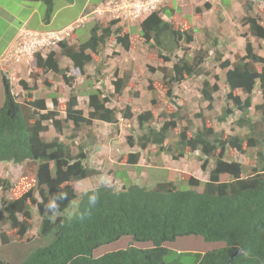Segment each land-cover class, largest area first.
I'll return each instance as SVG.
<instances>
[{"label": "trees", "instance_id": "obj_1", "mask_svg": "<svg viewBox=\"0 0 264 264\" xmlns=\"http://www.w3.org/2000/svg\"><path fill=\"white\" fill-rule=\"evenodd\" d=\"M21 1L44 3V22L49 23L55 0ZM252 1L264 4V0ZM209 8L208 3L203 5V9ZM242 8L241 23L248 26L249 35L263 39L264 28L252 16L251 2ZM165 11H153L141 21L137 41L156 50L158 59L171 63V67L148 66L147 70L153 74L161 72L162 88L168 99H174V91L189 78L204 76L199 93L206 103L205 109L212 111L219 85L211 83L208 73L203 71L210 55L198 47L188 59L189 47L195 41V29L187 19L183 30L174 29L162 18ZM195 12L199 13L201 9L195 8ZM116 24L117 21L107 22L105 26L95 24L87 41L78 42L77 46L68 41L60 43L59 52H50L45 58L35 55L31 66L36 72L59 75L65 86L71 88L77 76H86L85 66L93 62L94 56L103 58L110 38H114L125 52L130 50L129 33L121 27L113 29ZM246 36H242L245 39L244 54H235L233 62L223 59L217 51L214 58L218 68L225 72L226 88L223 111L217 122L222 124L238 113L235 125L242 134L215 131L211 119L198 113L196 118L200 125L190 132L187 127L182 128L173 150L165 148V143L169 132L176 128V114L170 113L169 119L156 129L145 125L152 116L148 111L136 116L142 136L136 142L127 137L129 147L136 144L144 151L148 145L155 146L160 154L173 160L187 153L196 154L201 170L208 173L207 180L182 177L192 187L185 191L169 182L158 183L152 189L133 182L120 189L100 185L83 193H77L74 188L76 182L101 174L89 165V144L83 143L73 150L71 143L76 137L75 131L91 128L94 121L116 125L120 120L129 121L135 117L132 99H128L129 104L123 107L111 105L122 101L130 84L129 73L121 77L114 75L111 93H107L101 84L100 89L90 93L86 115L75 94H70L65 102L52 97L51 108L43 98L25 97L22 104L17 103L8 81L3 80L0 164H26V167L15 185L6 177L0 178V189L11 192L10 199L0 200V222L8 224L21 244L36 214L40 218L38 237L47 242L30 250L18 264H166L163 259L168 251L163 245L187 236H200L208 242L225 244L219 250L202 255L196 264H264V58L254 52ZM217 47V41H213L210 53ZM175 51L182 52V56ZM61 58L68 62L65 67L59 65ZM148 83L149 91L157 88L155 82ZM19 85L25 93L31 90L22 80ZM44 85L49 87V83ZM256 91L260 92L263 103L253 107L260 112L259 119L253 121L249 114ZM155 103V100L151 101L152 105ZM69 124L74 133L68 138L71 143H66L60 136ZM51 130V138L43 136ZM227 149L244 159H248L247 152L252 150L255 164L247 169L237 155L228 157ZM211 157L214 166L208 169ZM139 158L138 151L130 152L125 164L136 166ZM199 187L201 190L197 189ZM93 189L98 192L99 199L95 206H90L88 195ZM59 191L66 192L68 199L61 202V214L52 221L45 211V204ZM76 199H79L76 211L83 213V218L74 216L70 220L62 216ZM124 236H130L135 242H150L152 248L129 247L97 258L92 256L96 248ZM8 238L4 231L0 233L2 245L11 242ZM237 250L241 252L230 261ZM0 264L12 263L0 258Z\"/></svg>", "mask_w": 264, "mask_h": 264}, {"label": "rangeland", "instance_id": "obj_2", "mask_svg": "<svg viewBox=\"0 0 264 264\" xmlns=\"http://www.w3.org/2000/svg\"><path fill=\"white\" fill-rule=\"evenodd\" d=\"M99 1L100 0H72L71 2H67L65 0H55L53 3L51 19L49 23H46L44 22V3L23 2L21 0H0V47L6 44V41L13 34L14 29L22 24L23 26L25 25V29L36 31H54L72 27L74 28L73 35L75 39H70L68 42L77 46L78 42L83 43L89 39L90 31L95 24L105 26L108 21L113 20V18H110L107 14L106 18L101 19V22H96V20H94L96 19L95 15H99L100 13L94 15V13L91 12L93 10L91 6H94V4H97ZM182 1L183 0H166L164 3L160 4L159 7L162 9L173 10L174 13H179L176 20L170 21L174 29L186 27L187 23L184 21L183 27L181 26L180 23L182 22H180V19L186 17L189 18L192 13V7H187V9H183L182 11H178L175 8H169L172 3L173 6L175 3L177 4ZM188 1L190 4L192 3L191 0ZM215 1L223 3V6L227 9L230 5V0ZM234 2V8L231 9L227 16H223L219 9L215 11L211 17V20L214 22L212 30L209 28L207 29V27L200 30L195 29V32L198 31L200 34L198 35L194 33V35L196 34V39H194V43L190 45L189 49L191 51L187 56L188 59H191L193 55L191 53L198 49V47L202 48L203 51H207V54L210 55L209 61L203 66V71L204 73H208V78H210L211 83L215 82L219 85V91L214 94V109L212 111H207L205 109L206 103H204L199 93L202 82L205 78L204 76L189 78L174 91L175 98L168 99L165 95V90L162 88L163 81L161 72H156L154 74L150 73L147 70V67L170 68L171 63H163L158 59L156 50L150 49L144 42L140 43V40L137 42L135 37H131L130 42L132 43L131 47H133V50L128 53L122 51L121 48L116 46L117 43L114 38H110L107 41V49L105 50L108 55L113 57L108 60L105 67L102 68L101 63L103 65V58L99 59L94 56V64L87 67L86 77L80 82H75V87L73 89L64 85L62 86L61 82H59L61 78L55 75L60 85L57 87L55 85L56 79L51 78L52 74L50 75L41 70L30 73L29 77L26 78L29 84L22 80V78L16 79L18 85L22 80L27 86L29 85L28 87L31 89L26 93L20 91L21 88L20 90L16 89L14 95L16 94L15 101L17 103L22 104L25 97H30L31 99L46 98L47 106L51 108L52 96L57 97L60 95L62 99H59V102H65L67 96L74 94L73 92L78 96H83L85 88L89 87L86 83L88 84V81L90 82L91 78L96 79L98 72L102 69H105L108 77H112L115 74L123 76L125 73H129L130 84L123 93L122 101L118 104L112 102L111 105L119 107L128 105L129 101L127 97H130L131 93H133L132 97L134 99L131 98L132 103L134 104L133 113L135 114L133 120H120L118 124L113 126L96 124L95 126L92 125L91 128H80L78 131H75V133L73 132V127L69 124L62 132V136H60L61 140L66 143H71L68 138L73 133L76 135L74 142L71 143L74 151L77 150L78 145L83 143L89 144V165L96 170L101 171V174L98 176H93L89 179L76 182L74 188L77 193H83L96 186H100L97 178L101 175L108 177L110 181L109 186H114L116 189L122 188L123 185H126L129 182L145 186L147 189H152L158 183L169 182L175 185L178 190L185 191L192 189V187L189 185L188 181L183 180L182 177L187 179L192 176L202 182L207 180L208 173L201 170V162L197 160L196 154L187 153L184 157L173 160L170 156L160 154L158 148L155 146L148 145L147 149L144 151H140L136 144L134 147H129L127 144V137H131L133 141L136 142L138 137L142 136L136 122V116L139 113L148 111L151 112L152 116L145 125L155 127L156 129H158L164 121L169 119L170 113L174 112L176 114V128L169 132L168 140L165 143V148L171 147L173 150L178 141V133L182 128L187 127L190 132V130L197 128V126L200 125L199 119L196 118L198 113H204L211 119L215 131H225L227 134L243 133V131L235 125V120L239 116L238 113H235L233 117L227 118L222 124L217 122V118L223 111L226 88L224 84L225 72L218 68V64L215 62L214 58L216 51L221 54L223 59H227L231 62L234 61L235 54L243 55L244 48L241 50L236 43L232 42L234 38H240V36L242 37L243 35H247L246 38L250 41L254 52L264 58V38L258 39L250 36L248 26L241 23V19L244 15L242 6L247 2H251L253 8L252 16L256 17L259 24L264 28V4L252 0H234ZM184 6L186 5L184 4ZM163 19L166 20L165 18ZM26 21L27 23H25ZM128 26V22L118 25V27H122L124 32V28H127ZM115 28L116 27H113V29ZM129 31L135 32V29L132 28ZM225 38H227V46ZM213 41H217L218 47L213 49L210 53L209 47L213 45ZM175 52L179 57L182 56V52ZM96 67L97 69H100L98 72L95 70ZM214 76H217V79H214ZM8 77V74H5L4 80L8 81ZM48 80H50L52 84L49 83ZM149 81L155 82V85L157 86L152 92L148 90ZM96 82H99V80ZM44 83H49V87H46ZM90 84L94 85L95 83L93 82ZM51 86H56V88H52ZM97 86L99 88L98 84ZM92 92L93 90L89 89L88 96ZM241 97L244 96L241 95ZM252 98L253 104L249 115L253 121H257L260 117V112L256 111L253 107L263 103V100L259 91H256ZM3 100L4 94L0 95V107ZM152 100L156 101L155 105L151 104ZM82 104H80V106L86 113L87 103L84 105ZM52 134L51 130L48 133H44L43 136L51 138ZM137 151L140 153L138 161L139 166H126L125 158L127 154ZM253 154L252 150H250L246 155L248 159H244L234 151L227 149L226 155L231 158L237 155V157L243 162V165L247 169H250V167L255 164V157ZM213 166L214 158L211 157L209 159L208 169L213 168ZM25 167L26 164H0V178L6 177L12 185H15L18 183ZM225 176L226 175H224V178H226ZM197 189L201 190L200 187ZM10 198V191L6 192L3 189H0V200ZM78 202L79 199L73 201L68 209L62 213V216L68 218L69 213L76 211ZM39 223L40 218L36 214L33 215L30 230L25 235L23 243L20 244L15 232L9 230L8 224L4 221L0 222V233L4 231L7 234V237H9L8 239L12 242H9L7 245H2L0 243V258L12 264H18L30 250L47 243L38 237L37 230ZM163 246L168 251L163 259L166 264H196L202 255L207 252L219 250L225 247V244L223 242H208L200 236H187L179 237L175 241L166 242ZM129 247L150 249L152 248V244L150 242H135L130 236H124L116 241L96 248L93 251L92 256L97 258L104 254Z\"/></svg>", "mask_w": 264, "mask_h": 264}, {"label": "crops", "instance_id": "obj_3", "mask_svg": "<svg viewBox=\"0 0 264 264\" xmlns=\"http://www.w3.org/2000/svg\"><path fill=\"white\" fill-rule=\"evenodd\" d=\"M109 0H100L99 2H97V4H94V6H91L92 7V13H94V15L95 14H99V13H96L97 12V10L99 9V8H102V7H104L105 6V3H107ZM146 1H149V0H146ZM151 1H154V0H151ZM223 1V0H222ZM23 2H25V1H23ZM161 2H162V0H161ZM161 2H159V4H161ZM191 4L189 3V1L188 0H183L182 2H178L177 4L175 3V5H173L172 6V4L169 6V8H175V9H177L178 11H182L183 9H187V7L188 8H190V7H192V13H191V16H189V18L188 17H186V18H181L180 19V22H182V23H180L181 24V26L183 27V21L185 20V19H187V21H188V23L192 26V28H194V29H196V30H200V29H205L206 27H207V29L209 28L210 30H212V26L214 25V22L211 20V17H212V15L215 13V11L217 10V9H219L221 12H222V14H223V16H227L228 14H229V12L231 11V9L232 8H234V5H235V2H234V0H230V5H229V7H228V9L227 8H225L224 6H223V3H221V2H219V1H215V0H191ZM205 3H208L209 5H210V8L209 9H203L202 7H203V5L205 4ZM158 4V5H159ZM184 4L186 5V6H184ZM156 6H158L157 4H155ZM220 6V7H219ZM159 7V6H158ZM195 8H200L201 9V12H199V13H196L195 12ZM223 9V10H222ZM5 12V11H4ZM6 13V12H5ZM105 13V11L104 10H102L101 9V13L99 14V15H95V18L96 19H94V20H96V22H101V19H104V18H106V14H104ZM165 15H163V17L167 20V21H172V20H176L177 18H178V16H179V13H174V11L173 10H170V9H167L166 11H165ZM101 14H103V15H101ZM175 15H177V16H175ZM27 21H29V20H27ZM27 21L25 22V23H27ZM129 26H128V28H125V31L127 32V33H129V37H135L136 39H137V37L139 36V30H140V28H139V22H136V23H130V24H128ZM25 27V25L23 26V24L21 25V26H19V27H17V28H15L14 29V32H13V34L10 36V38L6 41V44L5 45H3V46H1L0 48V62H1V60H2V57H4L5 56V53H6V51L8 50V48H9V46L15 41V39H16V37H17V34H18V31L19 30H21V29H25L24 28ZM132 29V28H134L135 29V32H130L129 30L130 29ZM185 28V27H184ZM184 28H181L180 27V30H183ZM45 31V30H44ZM44 31H39V32H44ZM196 34H200L198 31L197 32H195ZM196 34L194 35V39H196ZM131 39V38H130ZM225 40H226V46H227V38H225ZM138 42V41H137ZM232 42L233 43H236L237 44V46L239 47V48H241V50L245 47V39L243 38V37H241L240 36V38H234L233 40H232ZM140 43H142V41H140ZM117 47H119V48H121L119 45H116ZM107 49V48H106ZM122 49V48H121ZM131 50H133V47H131L130 48V50L128 51V52H130ZM244 50V49H243ZM122 51H124L123 49H122ZM125 52V51H124ZM127 52V53H128ZM103 60H104V63H103V65H102V68H104L105 67V65H106V63H107V61L108 60H110L113 56H111V55H108L107 53H106V50L104 51V53H103ZM94 61V60H93ZM67 61H66V59H64V58H61L60 59V62H59V65H60V67H65L66 65H67ZM91 64H94L93 62L92 63H90V64H87L86 66H85V73H86V69H87V67L89 66V65H91ZM97 68V67H96ZM4 71H6V72H8L7 74H8V84H9V86L11 87V93L14 95V93H15V91H16V89H18V90H20V86L18 85V83H17V80L16 79H20V78H22V80H24V81H26L27 82V84H29L28 83V81H27V79L26 78H28L29 77V72L27 71V69L25 68V67H23V66H18V65H14V64H9L8 66H6V67H4V66H2L1 64H0V95H3L4 94V85H3V80L5 79L4 78V76H5V72ZM99 71V69H97V72ZM46 73H49L50 75H51V78H54V79H56V77H55V75L56 74H54V73H51V72H46ZM15 74H17V75H15ZM93 75V74H92ZM58 76V75H57ZM118 77H121V75H117ZM86 76H84V77H80V76H77L76 78H75V80L73 81V84H72V87H71V89H73L74 87H75V82H77V81H81V80H83L84 78H85ZM92 79V78H91ZM91 79H90V82L88 81V84L86 83V85L87 86H89V87H86L85 88V93H84V95L83 96H78L75 92H73L76 96H77V98H78V100H79V106H80V104H82V105H84L85 103H87V99H88V91H89V89L90 90H93V91H95V90H97V89H99L98 88V86H97V84L99 85V87H100V84L102 85V87H103V89L107 92V93H111L112 91H113V89H112V81H114V79H115V77L114 76H112V77H108V75L106 74V72H105V69L103 70H101V71H99L98 72V76L96 77V79L94 78V79H92V81H91ZM51 80V79H50ZM50 80H48V82L49 83H51V81ZM60 80V79H59ZM99 80V82H96V81H98ZM152 80V79H151ZM59 82H61V84H62V86L64 85L65 86V84L62 82V80H60ZM59 82H58V80L56 79L55 80V85L57 86V87H59L60 85H59ZM95 83L94 85H91L90 83ZM129 82H130V80H129ZM52 84V83H51ZM91 85V86H90ZM29 86V85H28ZM56 86L54 87V86H51L52 88H56ZM61 88V87H60ZM68 88H70V87H68ZM127 89V88H126ZM137 89V88H136ZM55 90V89H54ZM70 90V89H69ZM20 91H23L22 89L20 90ZM126 91V90H125ZM124 91V92H125ZM87 93V94H86ZM51 94H53V93H51ZM136 94V93H135ZM16 95V94H15ZM14 95V96H15ZM132 95H133V93H131V96L130 97H127V99H134L133 97H132ZM70 96V95H69ZM69 96H67V98L66 99H68L69 98ZM52 97H55V96H52ZM51 97V98H52ZM58 100L59 99H62L61 98V96L59 95V96H57L56 97ZM18 99V98H17ZM46 99V98H45ZM47 99H49V98H47ZM82 100V101H81ZM80 108H81V106H80ZM82 109V108H81ZM87 108H86V113H84V115H86L87 114ZM96 124H103L104 126H113V125H111V124H105V123H100V122H98V121H94L93 122V126H95ZM118 124V123H117ZM107 128H109V127H107ZM127 166V165H126ZM129 166V165H128ZM137 167L139 166L138 164L136 165Z\"/></svg>", "mask_w": 264, "mask_h": 264}, {"label": "built area", "instance_id": "obj_4", "mask_svg": "<svg viewBox=\"0 0 264 264\" xmlns=\"http://www.w3.org/2000/svg\"><path fill=\"white\" fill-rule=\"evenodd\" d=\"M159 0H109L101 9L110 15V18L119 21H135L143 14L151 12ZM101 10L99 9L98 12ZM73 28L61 31H33L22 29L16 40L2 57L3 64L30 66L35 55L45 57L58 48L60 42L68 39Z\"/></svg>", "mask_w": 264, "mask_h": 264}, {"label": "clouds", "instance_id": "obj_5", "mask_svg": "<svg viewBox=\"0 0 264 264\" xmlns=\"http://www.w3.org/2000/svg\"><path fill=\"white\" fill-rule=\"evenodd\" d=\"M144 1H146V0H144ZM166 0H162V2H161V0H159V1H157L155 4H159V2H161V4L162 3H164ZM159 7H160V4L158 5ZM158 6H156L155 5V7H154V9L151 11V12H153V11H156V10H163L162 8H159ZM100 10H101V8H99ZM98 9V10H99ZM98 10H97V12H98ZM164 10H167V9H164ZM151 12H149V13H145V14H143L139 19H137V20H135V21H119V20H117V19H113V20H110V21H117V24L114 26V27H118V25L119 24H123V23H125V22H128V24H130V23H136V22H139V25H140V23H141V21L145 18V17H147ZM98 13H101V11L100 12H98ZM104 14H107L109 17H110V15L108 14V13H104ZM166 13H164V14H162V18H164L163 17V15H165ZM110 21H108V22H110ZM165 21H167V20H165ZM167 22H170V21H167ZM122 28V27H121ZM128 28V27H127ZM140 28V27H139ZM125 29V28H124ZM22 30V29H21ZM27 30H30V29H27ZM61 30H63V29H61ZM61 30H54V31H61ZM20 31V30H19ZM18 31V32H19ZM33 31H36V30H33ZM126 32V31H125ZM73 33H74V28H73V30H72V34H71V36L68 38V39H66L65 41H69L70 39H72L73 40V38L75 39V37H74V35H73ZM18 35V34H17ZM17 38V37H16ZM16 40V39H15ZM65 41H62V42H60V43H63V42H65ZM60 43H59V45H60ZM12 45V44H11ZM10 45V46H11ZM59 45H58V48L57 49H55L54 51H51V52H59ZM9 46V47H10ZM49 54V53H48ZM47 54V55H48ZM46 55V56H47ZM45 56V57H46ZM45 57H42V58H45ZM59 62H60V60H59ZM0 64L2 65V66H4V67H6V66H8V64L6 65V64H3L2 63V61L0 62ZM18 66H23V67H25L26 69H27V71L29 72V75H30V73L31 72H36V68L35 67H32L31 65L30 66H24V65H18ZM5 72V74H7L8 72H6V71H4ZM51 73H53V72H51ZM15 75H17V74H15ZM59 76V75H58ZM60 77V76H59ZM61 78V77H60ZM62 80V79H61ZM63 82V81H62ZM97 180H98V183L100 184V185H102V186H105V187H107V186H109V183H110V181H109V178L108 177H106V176H104V175H101V176H99L98 178H97ZM86 195H87V193H86ZM68 199V195H67V193L66 192H63V191H59V192H57V193H54L53 195H52V197H51V199H49L48 200V202L45 204V211H46V213H49L50 214V216H51V220L52 221H54L61 213H60V204H61V202H63V201H65V200H67ZM98 199H99V194H98V192L95 190V189H93L92 190V193L90 194V195H88V203H89V205L90 206H95L96 205V203H97V201H98ZM83 213H80L79 211H74V212H71V213H69L68 214V218L71 220L74 216H78L79 218H83Z\"/></svg>", "mask_w": 264, "mask_h": 264}, {"label": "water", "instance_id": "obj_6", "mask_svg": "<svg viewBox=\"0 0 264 264\" xmlns=\"http://www.w3.org/2000/svg\"><path fill=\"white\" fill-rule=\"evenodd\" d=\"M240 252H241L240 250H237V251L231 256L230 261L232 260V258H233L235 255L239 254Z\"/></svg>", "mask_w": 264, "mask_h": 264}]
</instances>
